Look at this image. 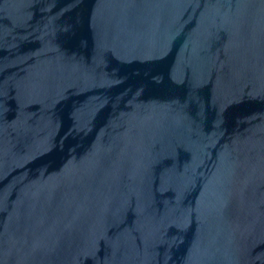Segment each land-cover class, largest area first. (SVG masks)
<instances>
[{
    "label": "water",
    "instance_id": "water-1",
    "mask_svg": "<svg viewBox=\"0 0 264 264\" xmlns=\"http://www.w3.org/2000/svg\"><path fill=\"white\" fill-rule=\"evenodd\" d=\"M0 264H264V0H0Z\"/></svg>",
    "mask_w": 264,
    "mask_h": 264
}]
</instances>
